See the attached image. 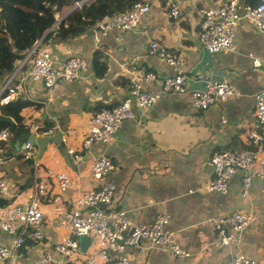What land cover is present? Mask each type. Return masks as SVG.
Listing matches in <instances>:
<instances>
[{"label": "crops", "instance_id": "obj_1", "mask_svg": "<svg viewBox=\"0 0 264 264\" xmlns=\"http://www.w3.org/2000/svg\"><path fill=\"white\" fill-rule=\"evenodd\" d=\"M226 1L172 0L179 7L177 17L169 14L168 3L154 1L131 29L102 32L92 25L67 40L44 42L54 63L76 56L86 61V68L78 77L62 80L50 88L40 80H25L27 99L32 103L22 111L25 125L42 127L51 123L53 129H60L57 131L72 132L65 143H51L41 156L35 157L36 161L23 159L17 143L7 142V158L0 163V182L9 184L10 193L0 194V207L13 205L24 209L30 201H37L44 213L40 225L44 239L33 243L26 238L30 250L20 248L13 258L1 264H41L45 250L57 264H82L81 255L94 248V237L87 236L89 241L84 247L79 240L81 255H61L55 245L69 232L59 226L58 218L72 208L77 196L101 182L115 186L116 207L125 212L133 225L148 224L158 214H168V229L189 253L186 258H178L168 250L149 247L148 240L142 239L120 252L136 264H221L237 251L256 264H264V181L253 177L247 197L241 195V171L229 181L226 193L205 189L214 178L210 164L214 151L254 148L248 138L250 130H256L264 144V133L256 126L253 114L255 96L264 90V36L241 18L235 28L233 50L209 53L199 42L202 11ZM237 1L240 7L258 2ZM78 6L80 3L65 7L59 19ZM242 13L240 8L239 14ZM151 42L182 55L180 69L190 77L187 83L190 88L203 89L206 79L224 78L236 94L198 111L189 95L162 93L151 106H133V116L122 123L112 142H95L83 150L81 144L94 112L116 106L129 95L135 81L146 90H159L158 80H143L145 73L160 78L174 72L164 59L150 52ZM95 53L100 65L97 69L102 68V72H97L93 64ZM32 61L33 56L26 55L15 62L1 87L9 76L15 80L23 78ZM68 148L81 152L79 164L74 162ZM100 154L111 158L114 169L105 179L96 180L89 172V163ZM55 172L68 174L71 187L66 193L59 191ZM234 211L249 213L251 220L237 246L217 248L210 219ZM22 230L20 223L14 233L0 229V246H11ZM96 262L105 264L99 258Z\"/></svg>", "mask_w": 264, "mask_h": 264}, {"label": "built area", "instance_id": "obj_2", "mask_svg": "<svg viewBox=\"0 0 264 264\" xmlns=\"http://www.w3.org/2000/svg\"><path fill=\"white\" fill-rule=\"evenodd\" d=\"M154 1L168 3L169 14L177 17L179 7L172 0H142L134 2L125 12L105 15L94 24V29L108 32L111 30H128L135 27L140 19L147 14L149 4ZM242 9V15L239 9ZM243 18L264 36V0L257 4H243L237 0H228L218 7H211L202 11L199 23L198 38L201 46L209 53L231 51L234 49L235 28ZM151 53L164 59L173 67L174 72L160 77L153 73H145L143 80H158L159 90L144 89L138 81L132 83L129 95L112 108H102L92 114L89 119V128L81 147L89 149L95 142L108 144L112 142L122 123L133 116V106L143 108L154 104L162 93L187 94L195 110L205 111L216 101H225L235 95L234 87L224 78L206 79L203 89L190 88L187 83L190 77L180 69L183 57L172 52L158 42L149 45ZM32 55L33 61L23 78L15 80L13 76L6 78L0 88V105L6 104L15 98H27L25 80H40L47 88L55 86L62 80H72L86 68V61L80 57L71 56L60 63H54L49 50L41 39L36 40L26 52ZM257 59V58H256ZM256 126L264 133V90L255 96L253 111ZM58 127L44 131L41 127L30 126L28 132H54ZM56 130V131H57ZM71 129L61 131V142H66ZM10 138L8 129L0 130V163L7 158L6 144ZM248 138L254 148L224 151L217 150L211 154L210 164L214 171V178L205 186L206 190L226 193L229 181L239 172L241 178V195H249V187L253 177L264 181V144L262 136L256 130H250ZM21 157L36 161V147L29 142L20 149ZM68 153L75 163L82 161L81 152L68 148ZM114 169L111 158L100 154L93 157L89 163V172L96 180H103ZM54 180L59 191L63 194L71 187V180L65 172H55ZM10 193V186L5 181L0 182V194ZM115 186L110 182H101L99 185L86 190L76 197L72 208L64 211L58 218V224L69 232L68 236L55 245V250L65 257L81 255L79 240L83 236H93L94 248L82 256V264H96L97 258L105 264H136L127 256L120 255L125 247L138 244L142 239L148 240L149 247H158L168 250L178 258H186L189 253L181 248L175 240L173 232L168 229L169 216L166 213L158 214L152 222L143 225H133L125 217V212L116 207ZM44 213L35 200L21 209L18 206L5 205L0 207V229L7 233H14L18 224L23 230L16 235L11 246H0V264L13 258L20 248L30 250L26 245V238L33 243L43 241L44 234L41 223ZM251 215L243 211H234L230 214L210 219L215 232L214 246L222 248L234 244L238 245L241 233L249 224ZM25 230V232H24ZM30 230L29 232H26ZM110 254H115L111 256ZM41 264H57L50 252L45 250L41 257ZM221 264H256V262L237 251L232 258Z\"/></svg>", "mask_w": 264, "mask_h": 264}, {"label": "trees", "instance_id": "obj_3", "mask_svg": "<svg viewBox=\"0 0 264 264\" xmlns=\"http://www.w3.org/2000/svg\"><path fill=\"white\" fill-rule=\"evenodd\" d=\"M136 1L142 0H0V88L5 75L15 67V62L24 58L36 40L48 42L67 40L94 25L105 15L125 12ZM80 3L66 17L59 19L65 7ZM97 69L98 54L93 57ZM32 105L27 98H15L0 105V130L10 131V144L28 127L25 125L23 109ZM44 131L53 129L51 123L41 127Z\"/></svg>", "mask_w": 264, "mask_h": 264}, {"label": "water", "instance_id": "obj_4", "mask_svg": "<svg viewBox=\"0 0 264 264\" xmlns=\"http://www.w3.org/2000/svg\"><path fill=\"white\" fill-rule=\"evenodd\" d=\"M29 142L32 146L36 147V156H41V154L48 148L51 143L60 144L61 143V132H25L17 139V148H24V143ZM81 246L84 247L89 241V237L83 236L80 238Z\"/></svg>", "mask_w": 264, "mask_h": 264}]
</instances>
